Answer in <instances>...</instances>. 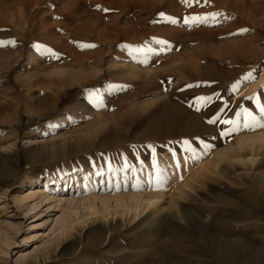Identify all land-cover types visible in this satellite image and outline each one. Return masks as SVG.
Masks as SVG:
<instances>
[{"label":"rangeland","instance_id":"rangeland-1","mask_svg":"<svg viewBox=\"0 0 264 264\" xmlns=\"http://www.w3.org/2000/svg\"><path fill=\"white\" fill-rule=\"evenodd\" d=\"M21 1L0 0V149H7L0 152V161L5 158L9 167L0 177V195L6 194L0 202V221H10L15 228L7 232L16 234L9 256L0 255V262L6 259L14 264L17 252L33 250L43 239H52L50 233L25 241L35 231L47 234L61 213L53 202L39 204L32 211L21 209L13 196L38 187V181L48 175L52 186L57 179L83 170L106 175L114 167L127 170L147 164L158 170L166 156L170 170L178 169L177 182L164 186L152 180L149 192L159 197L157 207L166 212L151 220H131L101 243L81 245L76 256L64 257L66 263L264 264L260 186L264 146L253 167L236 161L250 154L246 148L230 153V160L222 161L216 171L214 167L209 173L196 171L204 154L212 157L218 148L235 145L243 133H264V117L257 108V104L264 106V0H189L188 4L182 0H29L27 7ZM193 16L207 19L186 24L185 18ZM95 21L126 22L144 37L131 44L120 41L110 48L108 40L92 41ZM25 23L29 28L33 25L41 39L53 38V45L51 40L37 46L29 36L23 40ZM137 24L143 31L137 30ZM245 45L250 46L247 53L241 51ZM107 50L110 52L103 55ZM7 64H13L8 72L4 71ZM58 67L73 68L67 78L90 81L64 89L55 102L48 93L28 90L30 74H39L35 77L41 79L46 71ZM250 72L254 78L245 79ZM233 84L238 86L233 88ZM136 92H140L138 97L133 96ZM157 93L162 95L157 97ZM130 97L145 105L129 108L133 120L124 124L117 116L119 103ZM198 97L210 99L199 101ZM245 110L259 123L253 125L249 119L253 126L245 127ZM107 115L118 117L107 126L110 131L121 124L116 132L108 130L114 148L99 147L100 138L92 140L85 134ZM112 133L118 134L115 142ZM149 145L155 148V156ZM11 146L16 148L15 154L8 150ZM62 146L68 151L65 148L67 152L60 155ZM188 163L193 170L197 166L194 173L188 170ZM176 183L184 184L182 192L173 189ZM172 199L184 207L183 219L177 221L171 215ZM89 230L85 226L80 231L85 235Z\"/></svg>","mask_w":264,"mask_h":264},{"label":"bare ground","instance_id":"bare-ground-1","mask_svg":"<svg viewBox=\"0 0 264 264\" xmlns=\"http://www.w3.org/2000/svg\"><path fill=\"white\" fill-rule=\"evenodd\" d=\"M21 2H22L24 7L29 6V0H22ZM36 2H39V1H36ZM100 2H102V1H100ZM99 4H101V3H99ZM101 5L104 6L103 3ZM65 6L66 5H64V7ZM108 6H111V5L109 4ZM104 9H106V7ZM66 11H67V9H66ZM36 14H38V13H36ZM30 19H31V17H30ZM137 19H135V21ZM119 22H121V21L119 20ZM45 23H47V22H45ZM125 23L122 24V23L114 22L112 25V24H107V23H102V22L97 21L95 23V25H93V28H92V33H93L92 41L100 43V42H105L108 40V42L110 44V48H112L113 46L118 44V42H120V41H122L123 43H126V44H131L132 42L139 41V40L141 41V39H143L144 35L140 36L138 34V32L133 28L135 26H130L129 23H128V25H129L128 26V25H125ZM131 23H132V21H131ZM138 23L140 25L141 22H138ZM28 25H27V27L23 26L24 27L23 31H22L23 40L26 41L27 37L29 36V37H31V39L34 41V43L37 46L45 44V42H49V44H50V41L53 38L49 39L48 38L49 36H48L46 39H44V38L41 39L40 38L41 35H38L37 31L33 28L34 26L32 25V28H29ZM136 26H137V30L139 29L140 31L141 30L143 31V28L142 29L138 28L139 27L138 24ZM46 27H47V25H46ZM141 27H143V26H141ZM44 29H45V26H44ZM46 29H48V28H46ZM50 30H52V29L50 28ZM46 31L50 32L49 30H46ZM39 33H41V31ZM169 37H171V36H168V39H169ZM170 39H174V38L171 37ZM171 41L172 40H170V42ZM52 43H54L53 40H52L51 44ZM34 47H35V45H34ZM249 50H250V46H248V45L247 46L245 45L241 49V51L243 53H247V51H249ZM109 52H110V50L103 51V55H105L106 53H109ZM78 62H79V65L82 66L83 61L81 62L79 60ZM102 62H103V58L100 59V63H102ZM159 66H161V65H159ZM12 67H13V64H7L4 67V71L8 72ZM72 69H73L72 67H68V68L67 67L66 68H64V67L59 68L58 67L55 69L53 68L52 70L46 71V73L44 74V76L41 79L37 78L38 77L37 75H39V74L35 75L37 77H35L33 75L34 73L30 74V76H28V82H27L28 83L27 84L28 90L33 92V93H38V94L39 93L40 94L48 93L50 95L51 100L53 102H55L58 95H60V93L64 89H66L70 86H73V85H80L82 83H87L90 81V79H88V78H85V79L83 78L82 80H75L72 78H67V74ZM133 69H138V68L136 66ZM162 73H164V72H162ZM41 76L42 75H40V77ZM145 78H146V76H145ZM261 78H264V77H261ZM79 79H81V78H79ZM261 80H263V79H261ZM58 81H60L59 84L57 83ZM143 89H144V87H143ZM152 89H153V87H152ZM243 91H244V87H242L240 94L243 93ZM139 95H140V92H136V93H134L133 96L138 97ZM161 95H162L161 93H157V97H159ZM128 100L132 101L133 104H128L129 103ZM89 101H90V99H89ZM119 104L121 105L120 106L121 112L120 113L118 112L117 116L120 117V120H122V122L124 124H129L133 120L132 119L133 114L130 115L131 112H129V110L131 108L137 109L136 107H138L140 105L141 106L145 105V104L142 105L141 103L135 102L132 99V97L122 100ZM173 105L175 106V104H173ZM138 109H140V108H138ZM172 109H174V108H172ZM140 111L143 112V110H140ZM166 111L167 110H165V112ZM178 111H179V109H178ZM144 112H145V110H144ZM133 113H135V112H133ZM173 113H175V112L172 111V114ZM180 114H182V113H180ZM114 117L115 116L112 117L111 115H107L101 121L98 120L99 122H97L96 125H94V127H93L94 129H92L89 132H85V134L87 133L89 138H91L92 140L96 139V138L97 139L100 138L98 141L99 147L102 146V147L107 148V147L111 146L112 144L108 140L109 139L108 138V135H109L108 130L111 128L107 129L108 128L107 126L115 119ZM134 117H135V115H134ZM117 118L118 117H116L115 120H117ZM13 121L14 120L11 119V121L9 123L11 124V123H13ZM161 121H162V119H161ZM200 124H202V123H200ZM118 126L121 127V124L118 123V125L115 126V128L117 129V130L115 129L116 131L119 130ZM88 127H87V129H88ZM153 127H155V126H153ZM227 128H229V127H227ZM234 128L235 127H233V129ZM233 129H232V131H233ZM122 130H124V129H122ZM228 130L230 133L231 130L230 129H228ZM86 131H88V130H86ZM116 131H113V129L111 131L109 130V132H116ZM145 131H147V130H145ZM223 132L227 133V130H224ZM225 133H223V134H225ZM82 135H83V133H82ZM112 135H113V133H112ZM191 135H192V132H191ZM117 136H118V134L114 133L113 138H112V140H114V142H115V140L119 139V138H117ZM83 137H85V135ZM121 137H123V136L121 135ZM84 140H82V141H84ZM76 141H77V139H76ZM61 143L62 142H60V144ZM60 144H59V146H60ZM80 144H82V143H80ZM214 144H219V141H215ZM92 145H94V144H92ZM113 145H114V143H113ZM113 145H112V147H113ZM78 146H79V144H78ZM262 146H264V133H258V134L243 133L241 136L238 137V139L235 142V145L229 144L228 146L222 147L220 149L217 147L218 150H216L214 152V155L212 157L208 156L207 154H204L203 157L200 158V160L198 161V165H197L198 169L196 171H201V172L204 171V172H208V173L213 171V170L216 171L219 168V165L222 161L229 159L230 153H233L234 151H242L243 149L246 150V148L250 150V154L247 156H244L245 154L243 156H239V157L237 156L238 158L235 157L236 161H238L239 163H242V165L248 164V165L253 167V166H255V164L259 160L257 152L263 148ZM62 147L63 148L60 149V152L58 151L59 153H61L60 155L66 153L68 151V147L67 148L65 146H62ZM81 147L83 148L84 146H81ZM65 148L67 149V151ZM8 150L10 152H13V154H15L16 148L14 146H11L8 148ZM5 151H7L6 147H3V149H0V152H5ZM129 151H131V150H129ZM58 152H56L57 153L56 155H58ZM235 155H237V154H235ZM49 156H51V155H49ZM10 157H12L14 159V155H12ZM12 158H10V159H12ZM162 158H163L164 165L158 166L159 167L158 170H154L148 164L145 165L146 163L144 164L145 166H143V168L131 167V168H128L127 170H122L120 168L121 166L120 167H114L106 175H97L94 171H92L91 174H89L86 170H83V171H79V172H76V173L71 174V175H65L61 179H57L52 186H50V184H49L50 179H49V175H48V177L45 178V180H43V182L41 180L38 181V185H39L38 187H36V188L30 187V188L26 189L25 192L13 196V200H14V203L16 204V206H18L19 208L24 209V210L32 211V210H35L39 206V204H43V203L46 204L49 202H53V203H56V205L58 206V208L61 211L59 216H57V218L52 222V223H54V226L49 230V232L47 234H45L44 232H41V231H35L32 234H30V236L26 237L25 241L28 243L30 241L38 240L43 236H45V237L48 236L50 233L54 235L53 238L50 239L48 237L47 239H43L44 241L40 245H36V247L33 250L24 249L22 251L17 252L18 255L15 258L14 264H67L66 260H64V257L66 258V256H70V257L76 256V254L79 253L81 245L84 244L85 246H91V245H95L96 243H101L102 241H104L109 236V234H111L112 231H116V229H119L122 226H125L126 224H128V222L130 223L131 220H135V219L137 220L140 217H144V220H151V219L158 217L164 211L166 212V210H164L163 208H162L163 210H161L160 208L157 207L158 206L157 204L159 202L158 201L159 197L149 195L150 190H152V187L150 186V181L153 180V182H154L155 180H157V177H159L160 182L163 185L164 184L166 185L168 183H172L173 180H175V179L177 180V178L179 176V172H178L177 168H175L173 171L170 170L171 169L170 167L172 165L169 161V158H167L166 156H164ZM232 158H234V157H232ZM233 160H231V161H233ZM233 164H235V163H233ZM184 165H185V163H184ZM197 166H195V168ZM188 167H189L188 168L189 171L193 170V168H191L192 165H190L189 163H188ZM211 167H214V169L211 170ZM195 168H194V170H195ZM194 170H193V173H194ZM8 171H9V167L7 166V164L5 162V158H4V160L0 161V177L6 175V173ZM190 173H192V172H190ZM261 176H262V179H261L262 181H261L260 186L262 189V195H263V200H264V173H262ZM193 177H194V174L192 175L191 180L193 179ZM176 180H175V182H177ZM188 182H190V181H188ZM175 185H177V183ZM179 185L175 186L173 189L177 190V192L178 191L182 192L181 187H184V184H182L181 186H179ZM181 192H179V195ZM74 193H77V195H78L77 198L73 197ZM174 194H176V193H174ZM68 195H72V196L69 197ZM5 197H6V194L4 192L3 194L0 195V202L3 201V199ZM179 198H181V197H179ZM113 204H114V207H113ZM169 205H170L169 210H171V215L174 217V219H176L177 221L180 220L181 218L183 219L182 216H183V208L184 207L182 208V205L179 202H177L176 199H172L171 202L169 203ZM82 210H84V211L87 210L88 213L82 214ZM135 221H133V222H135ZM85 226H89L90 230L85 235H83L82 231H80V230ZM36 227H39V225L38 226H31L32 229H34ZM3 228H5L6 231H4ZM14 228L15 227L12 225V223L10 221H5V222L0 221V255L9 256V254H10L9 251L13 248V245L16 243V241H15L16 236H14L16 234L12 235V232L11 233L7 232L8 230H9V232L11 230H14ZM17 232L18 231H16L15 233H17ZM245 255H246V253H245ZM88 258L89 257H87V259ZM0 260H1V257H0ZM3 260L4 261L0 262V264H11L6 259H3ZM88 263H89V261H88Z\"/></svg>","mask_w":264,"mask_h":264},{"label":"snow or ice","instance_id":"snow-or-ice-1","mask_svg":"<svg viewBox=\"0 0 264 264\" xmlns=\"http://www.w3.org/2000/svg\"><path fill=\"white\" fill-rule=\"evenodd\" d=\"M182 2L185 3V4H188L189 3V0H182ZM168 19L171 21V23H173V24L176 23V21L174 19H172V18H168ZM206 19L207 18H205V17H196V16H193V17H190V18L186 17L185 18V23L187 24L190 21H192V22L206 21ZM213 19H214V17H213ZM10 43H14V42H10ZM157 43L163 44L164 41H157ZM253 78L254 77H253V75H252L251 72L248 73L246 75V77H245V79H248V80H252ZM237 86H238L237 84H233L232 85L233 88H236ZM197 99L199 101H206V100H209L210 98H208V97H198ZM257 108H258L259 112L261 113V116L264 117V106H260L259 104H257ZM245 115H246L245 127H251L255 123H259V121H256L255 118L252 117L251 113H248L247 112V110H245ZM249 119H252L253 120V125H250L248 123V120ZM208 123H214V121L209 120ZM224 123H229V121H224ZM262 126H264V125H262ZM184 143L187 144V141H185ZM148 147L151 148V150L153 152V155L155 156V148L153 146H151V145H149ZM154 163H155V161H154ZM159 182H160V179H159V177H157V183H159Z\"/></svg>","mask_w":264,"mask_h":264}]
</instances>
